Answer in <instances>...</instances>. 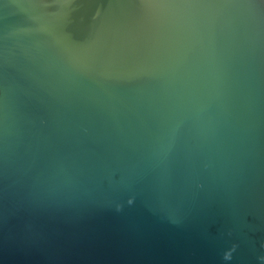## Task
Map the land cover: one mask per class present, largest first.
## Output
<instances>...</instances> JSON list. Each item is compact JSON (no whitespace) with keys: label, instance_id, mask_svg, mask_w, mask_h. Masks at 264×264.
Returning a JSON list of instances; mask_svg holds the SVG:
<instances>
[{"label":"water","instance_id":"obj_1","mask_svg":"<svg viewBox=\"0 0 264 264\" xmlns=\"http://www.w3.org/2000/svg\"><path fill=\"white\" fill-rule=\"evenodd\" d=\"M0 264H264V0H0Z\"/></svg>","mask_w":264,"mask_h":264}]
</instances>
